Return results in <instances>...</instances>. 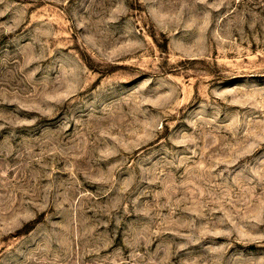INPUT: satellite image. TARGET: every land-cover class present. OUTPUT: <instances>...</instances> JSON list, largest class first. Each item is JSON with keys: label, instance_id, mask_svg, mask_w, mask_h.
I'll use <instances>...</instances> for the list:
<instances>
[{"label": "rangeland", "instance_id": "1", "mask_svg": "<svg viewBox=\"0 0 264 264\" xmlns=\"http://www.w3.org/2000/svg\"><path fill=\"white\" fill-rule=\"evenodd\" d=\"M0 264H264V0H0Z\"/></svg>", "mask_w": 264, "mask_h": 264}]
</instances>
